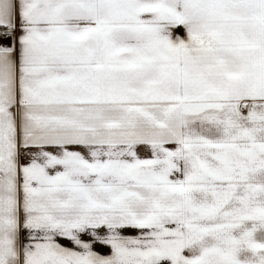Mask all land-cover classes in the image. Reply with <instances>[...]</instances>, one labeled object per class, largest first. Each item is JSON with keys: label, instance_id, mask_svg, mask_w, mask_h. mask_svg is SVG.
<instances>
[{"label": "snow or ice", "instance_id": "6c2138e0", "mask_svg": "<svg viewBox=\"0 0 264 264\" xmlns=\"http://www.w3.org/2000/svg\"><path fill=\"white\" fill-rule=\"evenodd\" d=\"M0 264H264V0H0Z\"/></svg>", "mask_w": 264, "mask_h": 264}]
</instances>
